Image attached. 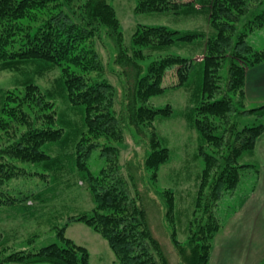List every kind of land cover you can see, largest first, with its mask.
I'll use <instances>...</instances> for the list:
<instances>
[{
    "label": "trees",
    "instance_id": "1",
    "mask_svg": "<svg viewBox=\"0 0 264 264\" xmlns=\"http://www.w3.org/2000/svg\"><path fill=\"white\" fill-rule=\"evenodd\" d=\"M199 7L208 11L209 34L199 29L137 23L125 41L112 0H0V69L22 63L34 64L36 72L59 67L62 95L81 116L78 123L62 116L60 110H39L47 102L29 76L20 84L22 94L18 90H0V127H4L6 117L24 126L18 138L0 148V172L16 167L12 158L34 162L43 169H52L62 162L74 164L87 182L94 205L77 219L102 233L121 264H166L138 197L132 159L120 161L118 155L119 149L126 148L128 135L136 144L145 142L142 165L144 170H151L153 180L157 179L159 166L169 160V149L160 141L155 120L170 116L173 109L168 103H149L152 96L200 80V86L195 85L193 90L188 116L200 135L198 152L203 167L187 221L186 240L180 241L175 229L170 231L184 264H209L213 238L222 226L215 207L228 191L235 189L243 169L254 165L240 159L247 157L264 132V104L247 110L255 115L254 123H247L237 111L246 104V70L264 61V48L247 44L243 33L235 36L237 40L232 44L230 35L244 15L253 25L264 21V0H138L135 11L172 10L180 14ZM100 44L108 49V65L102 61ZM194 47L201 53V60L196 59ZM184 48L191 51L186 53L190 55L182 53ZM245 50L249 56L244 54ZM182 62L186 66L177 67L181 81L165 79L171 64ZM222 64H228L232 70V76L225 78L226 84L228 90L239 94V99L217 83L222 77L217 72ZM112 76H116L117 83ZM35 105L41 114L33 112ZM41 118H46L42 120L48 126L34 125ZM214 119L231 122L230 131L237 141L225 142L221 159L201 150L210 145L208 141L217 148L223 145L225 130L218 132ZM143 126L151 131L141 129ZM101 137L104 140L98 143ZM52 145H71L73 151L65 150L62 155ZM96 149V163L89 164ZM100 158L103 164H98ZM166 190L174 198L173 190ZM247 194L237 196L239 200L225 209H238ZM9 195L17 198L15 194ZM56 235L55 241L36 249L8 252L5 239L0 236V255L6 252L0 257V264H91L87 248L66 237L63 227Z\"/></svg>",
    "mask_w": 264,
    "mask_h": 264
},
{
    "label": "rangeland",
    "instance_id": "2",
    "mask_svg": "<svg viewBox=\"0 0 264 264\" xmlns=\"http://www.w3.org/2000/svg\"><path fill=\"white\" fill-rule=\"evenodd\" d=\"M137 1L112 0L125 41L129 39L133 26L137 23L163 24L179 29H199L205 31L206 34L211 32L208 11L200 7L182 11L180 14H175L172 10L136 12ZM51 12L56 13L57 10ZM235 25V31L230 35L232 44L237 40L235 36L243 33L244 35H241L247 44L256 49L264 48V21L253 25L244 15ZM98 46L103 56L102 61H106L108 65V49L103 44ZM146 49L153 50L151 47ZM194 49L196 59L201 60V53L197 48L194 47ZM181 51L185 55H190L186 53L191 52L185 48ZM247 52L249 51L245 50L244 54L249 56L250 53ZM183 65L186 66V62L171 64V72L166 73L165 79L168 78L169 81L175 83L181 81L182 76L177 75V67L181 68ZM217 72L222 76L217 80L221 89L225 87L230 95L239 99V94L228 90V83L226 84L227 79L225 78L232 76V70L229 69L228 64H222ZM61 73L59 67L36 72L32 63H22L12 68L0 69V90L11 92L18 90L22 94L23 89L20 84L25 76H29L47 102L43 103L46 105L40 107L39 110L43 107L45 112L60 110L62 116L80 123V114L73 111L69 101L62 95L63 91L59 83ZM112 79L114 83L118 82L116 76H112ZM195 85L200 86V80L194 79V82L187 85L167 88L165 92L154 95L149 100V103L155 106H164L168 103L173 109L170 116L158 117L155 120L160 141L169 149V160L159 166L157 179H150L151 170H144L142 165L145 142L139 141L136 144L134 138L132 140L128 135L126 148L118 150L120 161L132 159V172L139 190L138 197L146 213L148 227L160 245L166 264H184L175 250L170 231L175 229L177 238L180 241L186 240L187 221L195 204L200 172L203 167L202 157L198 152L201 144L200 135L188 116L193 105L191 98L194 97L192 95ZM255 105L246 101V104L240 106L237 111L238 116L247 119V123L250 122L249 120L254 123L255 115L248 113L247 110L257 108ZM32 110L37 114L42 112L38 110L37 105ZM232 116L233 113L229 115V121H232L230 119ZM42 119L46 118L37 119L34 125L48 126V123H43L45 120ZM214 121L219 126L218 132L225 130L223 147L217 148L215 143L208 141L210 145H204L201 150L204 149L217 157L219 155L221 159V152L225 145L230 142L237 144V141L233 139V133L231 134L230 131L231 122L222 119H214ZM5 122L4 127H0V148L18 138L24 130V126H18L11 118L6 117ZM141 129L146 132L151 131L150 127L143 126ZM228 136L232 137L227 139ZM139 138L140 135L136 137L137 140ZM103 140L104 138L101 137L97 139V142L100 143ZM69 147L71 148V145L67 148L52 145L55 150L60 149L59 152L62 155L65 150H71ZM97 152L98 149L88 160L89 164L96 163ZM212 158L210 157L211 160ZM12 159L16 162V167L0 172V181H4L0 185V236L5 239L4 244L8 248L6 252L14 249H36L55 241L57 231L63 227L66 237L87 248L91 264H121L106 239L101 235L102 233L94 231L83 221L77 219L81 212L90 211L94 205L87 182L79 176V171L74 164L62 162L63 164H58L52 169H43L34 162L19 158ZM251 159L252 157H241L240 161L248 162ZM101 160L98 164H103V159ZM135 164H138L139 168ZM230 164H233V160ZM166 187L173 190L174 198ZM10 193L15 194L17 198L9 195ZM245 193L248 194L242 207L236 210L232 207L229 210L225 209L226 206L239 200H236L237 196ZM12 199H14L13 202ZM168 209H170L169 213L166 214ZM215 209L216 213L220 214L222 226L213 238V246L209 252V264H264L262 261L264 258V159L261 164H254L253 167L243 169L240 182L234 190L228 191L218 201Z\"/></svg>",
    "mask_w": 264,
    "mask_h": 264
},
{
    "label": "crops",
    "instance_id": "3",
    "mask_svg": "<svg viewBox=\"0 0 264 264\" xmlns=\"http://www.w3.org/2000/svg\"><path fill=\"white\" fill-rule=\"evenodd\" d=\"M244 92L247 103L259 106L264 104V61L246 70ZM264 156V132L257 139L254 148L247 154L252 157L249 164H261ZM243 206V205H242ZM241 206V207H242Z\"/></svg>",
    "mask_w": 264,
    "mask_h": 264
}]
</instances>
